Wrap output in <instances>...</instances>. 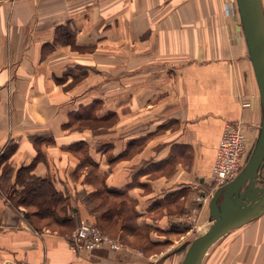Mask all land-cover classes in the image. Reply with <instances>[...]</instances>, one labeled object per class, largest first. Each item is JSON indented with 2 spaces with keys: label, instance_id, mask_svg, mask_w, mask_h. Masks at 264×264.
Wrapping results in <instances>:
<instances>
[{
  "label": "crops",
  "instance_id": "obj_1",
  "mask_svg": "<svg viewBox=\"0 0 264 264\" xmlns=\"http://www.w3.org/2000/svg\"><path fill=\"white\" fill-rule=\"evenodd\" d=\"M10 1L0 0V40H4L0 46V154L10 143L18 144V148L9 160L14 174L6 182L12 192L19 189L15 184L16 172L21 167L31 166L39 154L31 137L50 133L56 138L57 145L40 147L42 158L35 164L31 174L50 179L58 191L68 193L79 221L89 220L96 224L95 215L73 194L77 191L93 193L95 187L88 183L82 184L73 177L80 160L71 153L69 146L81 141L89 143V140L88 137L76 140L69 138L70 131L63 127L67 122L64 119L66 107L63 105L68 99H64L63 95L57 96L59 88L53 80L55 75L58 76V71L66 68L56 63L59 48L56 47L53 54L42 61L40 51L36 50L38 40L33 42V47L24 44L19 27L17 30V25L38 23L43 15L42 9L64 8L68 5L62 4L64 0ZM223 1L214 0L212 5L211 1L205 0L203 5L205 14L210 6L215 14L217 6L219 28L216 32L214 20H208L205 25L198 24L201 20L198 4L192 0H126L123 14L127 24L125 27L119 24L117 28L115 24L110 25V32L116 30L120 33L125 29L126 35L120 36L122 39L138 42L146 37L151 40L153 51H145L148 56H172L178 54L176 48L182 52L183 46L187 51H183L182 55L191 56L184 66L176 67L177 84L183 92L182 128L177 136L173 135L164 146L158 139L157 151L155 141L149 137L155 129L143 131L138 136L132 134L120 137L119 134H111L106 144L101 143V140H96L93 145L89 143L90 155L99 165L97 170L105 175L106 185L119 190L128 188L124 198L128 200L129 207L134 212L136 210V228L141 232L146 231V235L149 231L153 232V228L164 234L177 229L179 226L176 224L171 228L165 226L170 219L171 207L189 200L190 195L196 192V182L204 187L210 186L212 167L227 123H242L253 145L260 134V94L240 19L237 25L230 26V19L222 17ZM8 7L15 33L4 36ZM181 7L185 10L179 19L177 13ZM47 13L53 14L54 11ZM180 20L185 24L183 28ZM56 22L64 23V20L61 18ZM224 29L236 33L241 39L239 44L233 45L229 41V45L221 48L219 40L220 36H225ZM98 37L100 39L102 35ZM53 40L51 33V38L45 39L44 44L53 43ZM236 42L233 41L234 44ZM139 54L142 55V52ZM153 65H157L158 69L168 68L163 61ZM153 65L149 70L155 69ZM175 70L168 69L174 78L165 73L166 81L158 89L159 93L176 89ZM157 78H161V75L154 80ZM167 86L170 88L165 89ZM106 114L100 113L99 117ZM166 115L173 125L179 120L170 113ZM159 128L168 129V126L159 125ZM140 141L142 145L138 156L132 160H117L128 148L132 147L134 151ZM105 145H109L108 150ZM190 154L191 167L187 170L181 160L186 162ZM261 180H264L262 176ZM3 189L0 187V220L3 222L0 229V264H166L171 256L168 254L152 259L130 248L120 253H110L105 249L73 251L66 235L46 229L37 230L26 219V209L13 204L9 198L11 193L7 192L6 186V191ZM68 189H73V192ZM199 193L204 195V189ZM209 206L210 202L208 205L199 204L198 208L202 213L206 208L209 210ZM156 212L160 216L158 222L150 218ZM194 213L196 216L199 214L198 210ZM208 221L212 222L210 214ZM241 228L235 239H221L210 249L213 264H218L220 260L223 264H264V215ZM221 245L222 255L219 257L221 252L217 250ZM224 247L230 249L223 251ZM160 259L162 261L159 263ZM172 262L173 259L168 264Z\"/></svg>",
  "mask_w": 264,
  "mask_h": 264
},
{
  "label": "rangeland",
  "instance_id": "obj_2",
  "mask_svg": "<svg viewBox=\"0 0 264 264\" xmlns=\"http://www.w3.org/2000/svg\"><path fill=\"white\" fill-rule=\"evenodd\" d=\"M192 1H196L198 4V16L201 18L198 24L205 25L208 20H214V30L216 32L217 28H219L217 27V22L219 21L217 6L215 14L212 13V6L209 7L208 13L205 14V8H203L205 0ZM209 1H211L213 5L214 0ZM10 2H12V0ZM62 4L68 5V7L42 9L43 15L38 23L29 22L17 25V30L19 27L21 40L24 44H30L33 47V42L38 40L36 50L40 51L42 61H45L51 54H53L56 47L59 48L57 50L59 54L55 58L56 63L63 65L64 67L66 66V68L65 70L61 69V71H58V76L60 77L55 75L53 80L59 88L57 96L63 95L64 99L65 97L66 100L68 99V102L63 105L66 107L64 119L67 121L63 125L68 127H63L65 130L70 131L69 138H74L76 140L82 137H88L91 145L96 144V140H101V143L106 144L108 143L111 134H119L120 137L132 134L138 136L141 135L143 131L155 129L154 132L149 134V137L151 140L155 141V149L157 151L158 139L162 141L161 146H164L169 140H171L173 135L177 136L182 128L181 114L183 110V92L177 84L178 73H176V67L180 65L184 66L190 61L189 59L191 56L182 55L183 51L185 52L187 49L183 46V51L181 52L180 48H176L178 54L172 56H148L145 51L150 49L153 51L151 40L146 39V37L138 42L129 39H122L121 37L126 35L125 29L120 33L116 30L110 32V25L112 24H115L116 28L119 24L124 27L127 24L125 22L126 17L123 14L126 0H97L96 2L94 0H64ZM222 5L225 11L224 12L222 9V17L225 19L228 17L230 19V26L237 25L239 17L236 8L234 7V5H236L235 0H224ZM184 10L185 9L182 7L179 8L177 13L178 16L176 15L179 19L184 15ZM6 11L7 24L4 36H10V33H15V26L11 19L12 16L9 7ZM47 11H54V13L49 14ZM61 18L64 20V23H57L56 21H59ZM51 20L53 21L52 23H50ZM180 21V26L183 28L185 24L182 20ZM100 28L101 30H99ZM51 33L52 38H54L53 43L50 42L44 44L45 39L48 40L51 38ZM100 34L102 35V38L99 39L98 36ZM235 34L236 33L231 30H225V36H220L221 40H219V46L224 48L227 44L229 45V41L233 45L239 44L241 39ZM234 40L237 41L236 44L233 43ZM1 42H4V40H0V46ZM140 52H142V55L139 54ZM157 61L165 62L168 68H156L157 65L153 64H156ZM151 65L155 68L154 70H149ZM173 65L175 66L174 68ZM143 69L145 70L143 71ZM168 69L169 71L176 69L173 71L176 85L173 84L172 86L174 87L175 85L176 89L159 93L158 89L163 87V83L166 81V74L171 78H174ZM158 75H161V78L154 80ZM168 88L170 87L167 86L165 89ZM60 101L62 100L60 99ZM62 110L64 111L65 108ZM75 112H79L83 115L91 113L92 119L95 118L94 116L98 118L96 120L79 119L71 123V119L73 118L71 113ZM100 113L107 114L103 117H99ZM166 113L175 115L174 119H179L175 125L168 121ZM159 125H167L168 129H161L159 128ZM89 143L87 144L89 145ZM117 143L119 144V141ZM141 145L142 142L140 141L138 147L134 149V151L131 148L125 157H119L121 158L120 160H132L134 156H138V153L141 151ZM108 147L109 145H105V148L108 149ZM252 148L253 144H251V149ZM71 153L79 158L80 164L82 161L80 155H82V158L86 156L85 153L79 155L73 150ZM181 162L187 170L190 169L191 154L188 156L186 162L183 160H181ZM97 173L101 176L103 185H106L105 175L100 174L99 170H97ZM84 175H86V177L83 179ZM73 177L74 179L81 181L82 184L88 183L91 186H94L95 191L100 189V186L95 184V181L91 179L92 176L89 174L86 167L80 169ZM262 179H264V172L262 174ZM195 186L196 192L192 195L193 197L190 195L189 200L187 199L178 202L171 207L170 212V206L167 208L170 219L167 220L166 224L168 225L165 226L170 228L173 224L179 226L171 233L164 234L153 228V232L149 231L147 232L148 235H146V231L141 232L137 229L138 227L135 231H127L125 230L126 227L132 225L128 218H125V222L120 220L118 224H116L115 221L109 223L102 219L101 215L107 207L96 214V226L106 233L108 237L121 241L127 248L140 251V253L146 257L157 259L164 255L171 254L169 259H167L166 264L171 262L172 259L174 261L172 264H181L186 251H181L176 254V250L183 243L191 242L199 235L205 233L212 224V222L208 221V208L201 213L196 198L199 196L200 190L204 189V191L207 192L206 196L208 198L202 205H208L218 188H211L208 185L204 187L198 182L195 183ZM9 187L10 185L7 183L6 189L10 194L12 193V188L10 189ZM6 189L4 187L3 190L6 191ZM68 190L73 192V189ZM76 190L77 189H75V191ZM5 191H3V193ZM73 194L76 195L77 199L81 200L87 210L93 214L91 210L94 208V204L90 205L85 204L84 202L86 194H82V192L78 191L76 193L73 192ZM112 202L116 203V205H120V203H123L124 201L121 199H113ZM186 203L187 207H190L189 211L187 210V207L185 208ZM25 209L28 213L35 212V208L33 207H26ZM197 210L198 213H200L196 216V213L194 212ZM163 213L164 212L161 214L163 215ZM150 218L155 219V221L158 222L160 219L159 213L156 212L155 214H151ZM33 219L36 226L39 228L57 232L58 234L66 235L67 237H72L81 223L80 221L74 230H68L65 227L63 228L53 225L48 220H41L38 218ZM132 227L135 226L132 225ZM182 228H184V231ZM241 230L242 228L234 230L223 239H235V235ZM219 248L220 249L217 251L221 252L219 254V257H221L222 245ZM229 249L230 248L224 247L223 251ZM210 251L209 256L206 255L203 264H213ZM161 261L162 259L159 260V263ZM218 264H223L222 260H220Z\"/></svg>",
  "mask_w": 264,
  "mask_h": 264
},
{
  "label": "water",
  "instance_id": "obj_3",
  "mask_svg": "<svg viewBox=\"0 0 264 264\" xmlns=\"http://www.w3.org/2000/svg\"><path fill=\"white\" fill-rule=\"evenodd\" d=\"M249 59L260 94L262 123L252 155L232 182L219 188L210 201L209 229L176 251H186L181 264H203L210 249L232 231L264 215V2L235 0Z\"/></svg>",
  "mask_w": 264,
  "mask_h": 264
},
{
  "label": "trees",
  "instance_id": "obj_4",
  "mask_svg": "<svg viewBox=\"0 0 264 264\" xmlns=\"http://www.w3.org/2000/svg\"><path fill=\"white\" fill-rule=\"evenodd\" d=\"M94 114V113H93ZM73 118L71 119V123L75 120L83 119V120H96L98 117L92 119V114L88 113V115H83L79 112L71 113ZM70 123V124H71ZM69 124V125H70ZM65 128L68 126L64 125ZM33 143L39 149V154L35 160V162L28 167H21L16 172V182L15 184L19 186L18 190H14L9 198L13 201V204L17 206L33 207L35 208V212L33 213H25L26 219L38 229L33 218H38L41 220H48L51 224L56 225L58 227H65L69 229H75L80 223L78 219V214L74 213V208L71 204L70 197L61 191H58L54 185V183L50 179L37 177L32 173L35 164L42 158V153L40 152V147L44 145H57L56 138L50 133H43L36 136L31 137ZM132 146V144H131ZM18 144L10 143L3 152L0 154V171L2 170V174H0V187L4 188L14 174V169L12 168L9 160L17 151ZM130 147L122 156H126L128 152L131 150ZM107 149V148H106ZM70 151H74L77 154L85 153L86 156L81 157V164L78 165L76 171L78 172L83 167H86L89 171V174L92 176L91 179L95 181V184L100 186V189L93 193H82L86 194L84 198V202L86 204H94V208H92L93 215L96 216L102 209L106 208L101 217L103 220L112 223L113 221L118 224L121 221L125 222V218L132 223L126 227L125 230H136V217L137 214L134 213L132 208L129 207L128 200L124 197L128 188L113 189L109 188L107 185H103L101 176L98 175L97 169L99 167L98 163L94 160V158L90 155L89 145L85 142H75L69 146ZM108 150V149H107ZM120 157V156H119ZM118 158L117 160H120ZM2 168V169H1ZM77 172H75L77 174ZM8 180V181H7ZM7 181V182H6ZM113 199H121L124 202L120 203V205H116L113 203ZM129 213V214H128ZM100 218V217H99ZM81 225V223H80ZM79 225V226H80ZM125 227V226H122Z\"/></svg>",
  "mask_w": 264,
  "mask_h": 264
},
{
  "label": "built area",
  "instance_id": "obj_5",
  "mask_svg": "<svg viewBox=\"0 0 264 264\" xmlns=\"http://www.w3.org/2000/svg\"><path fill=\"white\" fill-rule=\"evenodd\" d=\"M253 148L251 149V140L242 123H227L212 167L209 187L219 189L235 180L247 165ZM204 192L205 195L196 198L198 204L207 200V192ZM2 227L3 222L0 220V229ZM68 241L71 249L77 252L105 249L110 253H120L127 249L121 241L108 237L89 220L82 221L74 235L68 237Z\"/></svg>",
  "mask_w": 264,
  "mask_h": 264
},
{
  "label": "bare ground",
  "instance_id": "obj_6",
  "mask_svg": "<svg viewBox=\"0 0 264 264\" xmlns=\"http://www.w3.org/2000/svg\"><path fill=\"white\" fill-rule=\"evenodd\" d=\"M234 7L236 8V11H237V14H238V17H239V13H238V8H237V5H234ZM237 17V16H236ZM240 19V18H239Z\"/></svg>",
  "mask_w": 264,
  "mask_h": 264
}]
</instances>
